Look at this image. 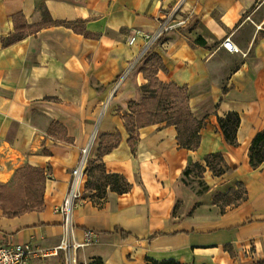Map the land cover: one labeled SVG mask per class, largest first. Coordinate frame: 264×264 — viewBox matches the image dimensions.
I'll return each mask as SVG.
<instances>
[{"label":"crops","instance_id":"1","mask_svg":"<svg viewBox=\"0 0 264 264\" xmlns=\"http://www.w3.org/2000/svg\"><path fill=\"white\" fill-rule=\"evenodd\" d=\"M178 1L0 0V186L26 167L44 176L40 207L18 216L0 209L1 243L58 245L60 208L82 150L90 147L94 160L101 137L118 135L103 163L132 188L108 191L102 206L84 189L74 237L82 243L91 232L96 242L79 251L81 263L264 264V165L253 168L249 156L264 131V22L253 19L264 0H186L191 24L140 58L146 35ZM227 38L238 52L222 46ZM149 56L162 61L159 83L185 88L193 117L204 121L197 149L158 122L134 128L133 152L126 120L149 85L142 72ZM230 113L239 116L236 145L219 121ZM217 153L229 168L220 176L206 163ZM194 164L201 168L186 174Z\"/></svg>","mask_w":264,"mask_h":264},{"label":"trees","instance_id":"2","mask_svg":"<svg viewBox=\"0 0 264 264\" xmlns=\"http://www.w3.org/2000/svg\"><path fill=\"white\" fill-rule=\"evenodd\" d=\"M163 68L162 61L159 57L149 56L144 61L142 72L146 79L149 80V85L142 87L143 92L146 94L141 102H131L129 107L132 115L126 120L129 130L132 135L129 139V143L135 152V145L137 139L134 135V128L139 129L143 126H148L153 123L166 122L167 125H174L178 128V141L180 145L189 150H195L199 147L201 137L200 131L204 127V121H198L195 119L188 107V96L185 88L177 87L176 85H165L159 83L155 78L159 69ZM182 95L187 103V107H182L176 102V99ZM165 103L170 106L162 109L160 103ZM171 113V115H167ZM221 127L224 131L227 142L231 145H236V132L239 126V116L234 113L227 115L225 119H220ZM111 139L104 144L105 138ZM120 143V137L117 136H104L101 137L100 148L97 154L98 163L90 164V168L87 172L88 182L86 185V191L89 193V199L96 205L102 206L107 199L108 191L115 192L117 194L128 193L132 185L121 174L107 173L105 165L103 163V157L106 152L116 148ZM250 164L253 168L257 169L264 165V131L258 133L253 139L252 146L250 148ZM207 166L216 175L220 176L229 170L221 154H213L206 158ZM199 164H194L186 171V174L191 169H200ZM41 173V183H44V176ZM11 186H0V190L10 189ZM234 196L236 199V192H229L227 197ZM240 198L237 197V200ZM220 199V196H216V201ZM0 209L7 215L18 216L24 212L14 209L11 213L5 204H0ZM155 264H177L174 261L155 263Z\"/></svg>","mask_w":264,"mask_h":264},{"label":"built area","instance_id":"3","mask_svg":"<svg viewBox=\"0 0 264 264\" xmlns=\"http://www.w3.org/2000/svg\"><path fill=\"white\" fill-rule=\"evenodd\" d=\"M186 0H179L173 9L164 15L159 28L155 33L146 35L147 43L140 56L143 58L150 48L161 41L167 34L181 29L187 28L191 24L192 13H186ZM135 38L130 40L133 44ZM222 46L229 52H238V48L227 38ZM132 64L126 75L120 77L116 82L113 94L120 88L129 74L134 69ZM90 155V147L82 150L81 158L77 166L71 172L70 187L67 196L60 208L64 215L63 228L64 234L58 245L55 247H39L33 243H1L0 242V264H31L33 260H46L49 258H62L61 264H89L81 263L79 260V251L86 246L96 242L94 234L88 232L85 234V241L80 243L75 240V225L73 221V213L78 201L82 198L88 182V161Z\"/></svg>","mask_w":264,"mask_h":264},{"label":"rangeland","instance_id":"4","mask_svg":"<svg viewBox=\"0 0 264 264\" xmlns=\"http://www.w3.org/2000/svg\"><path fill=\"white\" fill-rule=\"evenodd\" d=\"M256 23L264 22V7L253 17ZM264 35V32H262ZM139 99L138 102H141V99L146 95L142 88L139 89ZM176 102L182 107H187V103L182 95H180ZM170 106L165 103H160L162 109ZM167 115H171L168 113ZM88 169L90 164H97V159H92L89 155ZM41 181V173L37 168L26 167L18 172V175L11 185V188L8 190H2L0 196V204H5L8 208V211L11 213L14 209L19 211H24L26 209H33L41 206L42 203V194L43 186ZM89 195L88 192H86Z\"/></svg>","mask_w":264,"mask_h":264}]
</instances>
